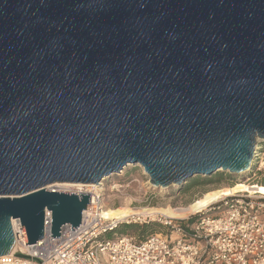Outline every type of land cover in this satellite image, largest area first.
<instances>
[{
  "label": "water",
  "instance_id": "1",
  "mask_svg": "<svg viewBox=\"0 0 264 264\" xmlns=\"http://www.w3.org/2000/svg\"><path fill=\"white\" fill-rule=\"evenodd\" d=\"M264 143V0H0V257L81 223L129 165L243 175ZM70 232V233H71Z\"/></svg>",
  "mask_w": 264,
  "mask_h": 264
},
{
  "label": "built area",
  "instance_id": "2",
  "mask_svg": "<svg viewBox=\"0 0 264 264\" xmlns=\"http://www.w3.org/2000/svg\"><path fill=\"white\" fill-rule=\"evenodd\" d=\"M243 175L247 177L238 183L260 190L225 195L181 217L131 209L129 215L113 219L103 202V183L101 188L50 185L46 189L51 192L90 195L80 225L72 232L71 226H63L59 238L50 240L51 213L45 211L43 238L27 246L14 220L15 250L1 256L0 264H264V143ZM155 221L163 233L140 240L115 234L121 226Z\"/></svg>",
  "mask_w": 264,
  "mask_h": 264
},
{
  "label": "rangeland",
  "instance_id": "3",
  "mask_svg": "<svg viewBox=\"0 0 264 264\" xmlns=\"http://www.w3.org/2000/svg\"><path fill=\"white\" fill-rule=\"evenodd\" d=\"M127 166L117 175L108 178L103 184V202L111 213L128 212L131 209L141 211L144 209L168 210L177 217L197 211L204 205L215 201L225 195L239 191L246 175H229L228 173L217 172L209 177H195L186 181L179 187L157 189L149 184L148 179L143 175L140 167ZM144 170V169H143ZM216 180L213 184L197 186L194 182H202L205 179ZM219 180V182H217ZM236 182L234 186L231 185ZM177 208V209H175ZM150 224L160 226L156 230L150 228L143 236L137 234V230L127 227H143L137 225L121 226L117 229L116 235L128 234L137 240L153 234H161L164 228L158 222ZM148 224V225H150ZM113 237V235H111Z\"/></svg>",
  "mask_w": 264,
  "mask_h": 264
},
{
  "label": "bare ground",
  "instance_id": "4",
  "mask_svg": "<svg viewBox=\"0 0 264 264\" xmlns=\"http://www.w3.org/2000/svg\"><path fill=\"white\" fill-rule=\"evenodd\" d=\"M129 166H133V165H129ZM135 167H138V166H135ZM143 171V173L145 174L146 172L144 171V170H142ZM242 185V188L239 190V191H235V192H233V193H231V194H234V193H236V192H240V191H244V190H246V189H252V190H260V188H258V187H256V186H250V185H246V184H243V183H241ZM102 185V184H101ZM90 187V186H89ZM97 187H99V186H97ZM99 188H101V186L99 187ZM161 189V188H160ZM231 194H228V195H231ZM211 203V202H210ZM210 203H208V204H210ZM208 204H206V205H204L203 207H205V206H207ZM203 207H201V208H203ZM200 209V208H199ZM106 212H107V215L110 217V218H116V219H121V218H123V217H125V216H127V215H129L130 213H131V210L130 211H128V212H121V213H111L110 211H109V209L107 208L106 209ZM140 213L141 214H150V215H154V214H156V213H159V214H162V215H165V216H168V217H177L176 215H175V213H173V212H171V211H168V210H165V211H163V210H157V209H144V210H141L140 211ZM12 226H13V231H15V229L18 227V222L17 221H12ZM15 250V246L13 247V249H12V252Z\"/></svg>",
  "mask_w": 264,
  "mask_h": 264
},
{
  "label": "trees",
  "instance_id": "5",
  "mask_svg": "<svg viewBox=\"0 0 264 264\" xmlns=\"http://www.w3.org/2000/svg\"><path fill=\"white\" fill-rule=\"evenodd\" d=\"M216 182V180H214V179H205V180H203L202 182H194V183H196L195 185H197V186H204V185H208V184H213V183H215ZM217 182H219V180L217 181ZM236 184V182H234L232 185H231V187L232 186H234ZM135 229V231L137 230V234L139 235V236H143L144 235V233L147 231V230H149L150 228H153V229H155L156 230V228H157V230H159V229H161V227L160 226H157V225H153V224H150V225H144L143 227H140V228H138V227H135V226H130V227H127V228H125L124 229V231H126V230H130V229ZM143 239V238H142Z\"/></svg>",
  "mask_w": 264,
  "mask_h": 264
}]
</instances>
